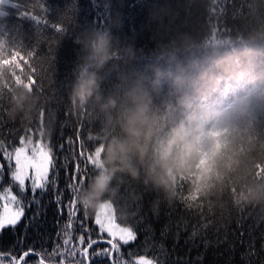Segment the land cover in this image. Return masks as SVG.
Wrapping results in <instances>:
<instances>
[{
    "label": "trees",
    "instance_id": "obj_1",
    "mask_svg": "<svg viewBox=\"0 0 264 264\" xmlns=\"http://www.w3.org/2000/svg\"><path fill=\"white\" fill-rule=\"evenodd\" d=\"M44 4L48 21L59 23L60 34L50 24L40 23L44 19ZM92 29H110L118 53L101 73L102 93L120 98L133 84L143 83L151 88L152 82L158 81V89L153 93L158 125L178 115L174 80L179 77L187 81L213 71V53L238 64L252 63L257 71H264V0H0V45L22 44L32 50L25 65H17L9 104L0 114V143L12 151L20 146L21 137L31 136L33 142L39 140L54 146L60 189L65 186L60 166L69 152V138L78 150V131L86 146L89 135L102 144L118 134L115 113L113 123L108 125V117L98 106L89 105L73 116L68 105L69 86L84 55L76 40ZM128 47L134 52L131 58L124 56ZM33 67L41 94L29 87ZM4 68L0 62V71ZM22 88H28L38 98L31 120L8 114L12 95ZM45 96L51 100L53 115L45 111V136L41 137L37 110L45 104ZM254 128L256 139L249 142L244 138L236 147L239 170L229 171L222 184H214L207 192L182 184L179 197L169 205L142 183L126 180L120 184L114 205L120 210L114 212L115 221L137 231V240L121 249L124 259L146 256L158 264H264V203L240 207L233 204L230 196L237 187L238 176L245 172L248 174L243 182H264V111L256 114ZM60 144H64L63 151L59 150ZM95 146L93 141L92 149ZM0 163L5 165L0 193L11 186L12 192L19 194L18 187L10 181L3 150ZM14 163L13 160V166ZM96 171L89 165L86 181ZM25 195L27 203L32 199L30 186ZM54 195L51 188L43 196L38 190L39 205L33 203L26 209L15 235L5 230L0 236L3 264H10L12 257L19 261L20 254L33 246L47 261L54 245L62 243L63 235L58 241L57 233L67 215H57ZM181 201L191 202L201 211L188 210ZM97 211L98 208L88 214L86 224L93 230L92 238H107L95 224ZM37 212L39 219L28 228L20 243L18 238L24 233L26 222ZM83 213L80 206L81 217ZM79 234L74 232L75 236ZM25 264H38V259L30 256Z\"/></svg>",
    "mask_w": 264,
    "mask_h": 264
},
{
    "label": "clouds",
    "instance_id": "obj_2",
    "mask_svg": "<svg viewBox=\"0 0 264 264\" xmlns=\"http://www.w3.org/2000/svg\"><path fill=\"white\" fill-rule=\"evenodd\" d=\"M114 40L110 29L88 30L76 40L84 55L67 94L70 113L75 116L96 105L108 117V125L115 113L118 128L117 135L101 144L97 171L79 193L83 210L91 213L104 203L114 206L126 180L142 183L171 205L182 184L207 192L222 184L229 171H238L236 147L244 138L256 139L254 121L264 111V71L213 53V71L187 81L174 80L178 115L158 125L153 97L158 81L151 88L133 84L120 98L102 93L101 73L118 55ZM133 55L131 47L124 49V56ZM37 104L38 98L22 88L12 95L8 114L31 120ZM247 174L238 176L237 187L230 192L236 206L264 203V182H243Z\"/></svg>",
    "mask_w": 264,
    "mask_h": 264
},
{
    "label": "snow or ice",
    "instance_id": "obj_3",
    "mask_svg": "<svg viewBox=\"0 0 264 264\" xmlns=\"http://www.w3.org/2000/svg\"><path fill=\"white\" fill-rule=\"evenodd\" d=\"M43 16L44 19L40 23L50 24L54 31L60 34L59 23L48 21L45 4ZM31 53L32 50L24 48L22 44H8L5 42L0 45V62L5 65L4 70L0 71V114L9 104L14 77L18 70L17 65L24 66ZM35 77L36 69L33 67L29 87L39 90L41 94V86L37 83ZM45 111L48 112L49 116L53 115L51 100L47 96H45V104H42L37 110V116L41 120L39 128L41 137L45 136L42 131V120ZM76 141L78 142V150L73 147L74 142L71 138L67 141L69 152L65 156L64 163L60 166L65 177L63 189L58 186L60 169L57 168L54 146L39 140L33 142L31 136L21 137L20 146L15 147L12 151H8L0 143L3 158L7 161L10 181L19 189V194H13L12 188L9 186L3 193H0V202H2L0 203V236L4 234L5 230H9L12 235H15V230L24 218L26 209L33 203L39 205L38 190L40 195L43 196L51 188L55 193L52 202L56 205L57 215L59 217H64L65 213L67 215L66 222L57 233L58 241L62 233V243L57 242L54 245L47 261H45L43 253L36 252L33 246L20 254L19 261L16 257H12L10 264H25L26 258L30 256L37 257L38 264H158L156 260L149 259L146 256L135 257L134 260L124 259V253L121 249L137 240V231L131 226L120 227L117 225L115 216L103 215L105 210L108 212L116 211L111 203L101 204L99 206L101 211L97 212L95 217V224L99 226V233L106 234L107 238L104 235H98L96 239L92 238L93 230L89 229L86 224L89 213L84 210L83 217L80 216L78 197L80 191L86 186L89 165L93 169H97L102 148L99 140L92 135L88 136V145L86 146L85 141L80 138L79 131L77 132ZM93 141L96 145L94 149H92ZM59 150H64V144H60ZM13 160L15 162L14 166L12 164ZM4 171L5 165L0 163V180H3ZM29 186L32 199L26 203L25 194ZM181 202L188 210L201 211V209H195L191 202ZM39 215V212L35 213L26 222L24 233L18 238L20 243L26 237L28 228L39 219ZM77 231L80 234L75 236L74 232ZM2 255L0 254V256ZM128 255L133 254L129 253ZM0 264H3L2 260H0Z\"/></svg>",
    "mask_w": 264,
    "mask_h": 264
},
{
    "label": "rangeland",
    "instance_id": "obj_4",
    "mask_svg": "<svg viewBox=\"0 0 264 264\" xmlns=\"http://www.w3.org/2000/svg\"><path fill=\"white\" fill-rule=\"evenodd\" d=\"M42 142V141H41ZM27 183V182H26ZM14 194V193H13ZM101 211L99 208H98V211L99 212ZM103 215H107V216H114V212H108L107 210L104 211ZM115 223L117 224V222L115 221ZM119 225V224H117ZM120 226V225H119ZM99 227V226H98ZM120 227H124V226H120Z\"/></svg>",
    "mask_w": 264,
    "mask_h": 264
}]
</instances>
